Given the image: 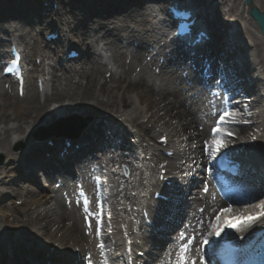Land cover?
I'll list each match as a JSON object with an SVG mask.
<instances>
[{"label": "bare ground", "instance_id": "6f19581e", "mask_svg": "<svg viewBox=\"0 0 264 264\" xmlns=\"http://www.w3.org/2000/svg\"><path fill=\"white\" fill-rule=\"evenodd\" d=\"M76 1L78 8L69 9V16L63 24L68 26L70 35H74V45L82 50L80 64H71L61 71L60 66L54 63L46 71L44 65L40 69L41 64L48 58L54 59L63 45L62 42L52 48L40 41L39 36L31 31L30 22H26L24 17L19 16L20 19L15 21L10 19L15 11L26 12L24 9L31 8L32 2L0 0V32L4 30L7 34H14L15 38L11 39H16L24 47L26 62L30 60L32 53L40 56L42 63L37 66L38 73H41L39 76L44 77L47 74L51 82V91L46 88L41 95L29 79L22 102L17 90L14 93L10 80L0 77V153L19 162L17 167H0V174H6L5 179L0 178V187H3L0 188V260L2 257V260L11 257L10 260L14 264H37L53 244L56 249L53 251L56 252L54 259L58 264H116L110 254L102 255L101 249L110 248V245L105 242L106 245L102 248L98 247L97 231L92 222L85 221L77 196L73 192V189H76L74 185L80 179L86 187H92L91 173L96 157L84 153L89 147L76 150L74 161L70 163L74 175L68 176L62 171V167L58 166L55 170L50 167L57 165L55 147L44 145L38 149L29 135L37 122L41 125L47 124L56 117L57 111L61 117L80 112L101 118L107 111L110 116L119 111V133L125 138L129 133L142 136L149 142L152 135L155 134L154 138L160 135L155 133L156 128L162 127L152 123L142 132L137 127L142 125L139 124V117L148 110L157 108L175 118L174 126H179V130L188 140L185 145L189 142L194 144L189 149L186 147L182 156L196 162L189 168H193V172L198 175L199 171L205 174L198 176L199 180L194 182L187 174L177 177L180 180L177 186L182 190L184 201L181 207L176 209V214H170L169 225L166 223L164 228L161 227L169 231L170 238L164 241L149 236L146 244L138 249L144 251L146 258L140 257L139 260H143V264H182L181 258H184L185 264H209L210 259L205 254L203 245L216 226L220 225L218 223L224 211L225 214L264 210V177L260 178L253 192H248L242 197L247 200L244 204H240L239 195L223 197L220 193L221 187L218 190L213 187L210 174L212 166L208 164V157L217 143L213 142V134L207 125L216 116L220 106L218 100L205 95L204 89L196 84L197 76L189 73L190 66L186 58L167 49L168 44L165 39L163 41L165 33L158 26L156 28L151 19L155 6L157 10L162 8L159 2L145 0L144 3L131 4L122 9L120 3L116 4L113 0ZM196 1L203 3L205 0ZM217 1V25L213 33L222 36L227 23L225 16L231 17L232 21L241 25L240 35L249 41L251 50L248 54L253 55V59L245 58L246 68L242 71L241 78L235 75L234 64L227 61L229 53L225 49L228 48L226 44L219 42L220 45H216L220 55L213 59L215 64L225 63L223 67L226 71L235 75L229 77L226 74L222 85L226 91L233 86L240 87L231 94L232 98L228 99L232 101L237 116L246 119L247 116L241 108L257 101L256 98H248L246 93L264 96L260 92L251 91L250 85L247 84L251 81V67L260 70V75L264 77V41L256 31L243 23V14L236 13L241 0ZM105 4L108 7H105ZM252 5L264 10V0H253ZM224 6H227V9H223ZM245 8L248 12L249 6L244 7V10ZM77 20L78 26L75 25ZM255 28L257 29L256 26ZM224 39V42L233 45L227 34ZM3 45L0 41V47ZM154 46L158 48L155 49ZM103 54L108 58L107 62ZM141 101L145 102L142 108ZM263 112L264 108L261 110L263 116L255 114L251 119L256 124L262 122V136ZM200 117H203L204 122L199 121ZM93 121L95 123L91 124L92 127L90 125V132L92 130L98 134L95 140L93 136L87 138L92 142V146L104 137L103 129L106 126L105 122L101 124L96 122L95 118ZM250 126V121L227 126V129L233 132L232 141L242 142L249 138ZM176 132L175 127L168 129V133ZM14 139L26 142V148L20 152L12 150L10 145ZM106 151L107 149L100 151V154L105 156ZM46 152L50 153L49 156H46ZM115 158L129 168L133 163L131 158L123 154ZM139 158L138 155L137 159ZM108 159L112 161L113 157L108 156ZM173 168L183 169V165L177 163ZM24 169L28 174L22 173ZM26 177H29L28 180L34 182L35 186L14 183L15 178L20 180ZM125 182L134 183L133 179L132 182ZM145 182L143 177V183ZM149 182L150 180L148 184ZM184 188L186 191H183ZM6 193L12 194L16 199H23V204L17 207L7 202ZM126 196L127 199L132 197L131 192ZM256 201L258 202L255 203ZM258 212L260 211L255 213ZM117 215L120 217L119 211ZM22 216H26L25 222L22 221ZM217 216L219 220L216 219ZM112 224L116 225V222ZM251 230L252 228H249L245 232ZM7 243L11 246V253L6 249ZM67 246L69 256L64 257L63 248ZM116 252L118 254V251Z\"/></svg>", "mask_w": 264, "mask_h": 264}, {"label": "rangeland", "instance_id": "374dc122", "mask_svg": "<svg viewBox=\"0 0 264 264\" xmlns=\"http://www.w3.org/2000/svg\"><path fill=\"white\" fill-rule=\"evenodd\" d=\"M154 15H155V18L153 19L154 23H155V26H163L162 24V20H161V14H159L157 11H153ZM15 15H18V16H21V17H24L25 18V15L24 14H15ZM228 18V17H227ZM32 25V24H31ZM252 27V26H251ZM108 60V58L106 59ZM72 65H79V61H75V62H72L71 63ZM194 72V71H193ZM195 73V72H194ZM206 74V73H205ZM204 74V75H205ZM200 75V74H199ZM199 75H196L197 76V79L195 80L196 81V84L199 86V87H202L204 89V94L205 95H208L210 97V93L211 95L213 96V98L215 99L216 96H220L219 100L221 101L222 99V95H220V91H219V87H218V81L217 80H213V79H209L207 80L206 82H203L200 80V77ZM201 76V75H200ZM211 98V97H210ZM258 101L256 102L255 105L251 106V109L252 111H254V114H258L260 116H263L262 113H261V110L264 108V101H261L259 99H257ZM198 108H199V104L197 105ZM150 114H151V117L150 119L147 120V123H151V122H155V123H163L165 124L166 126H172V127H175L177 129V131L180 133L183 134V132L181 130H179V126H174L176 125V122H175V118L174 117H170L165 111L161 110L159 111L157 108L155 109H151L150 111ZM78 116H80L81 118H86L85 115H80L78 114ZM259 120H261L259 118ZM199 121L202 123L204 122V119L203 117H200ZM262 124V123H261ZM261 124H256L254 126H251L252 129L248 130L249 134L252 132V133H256V132H260V128H261ZM212 125H213V119L209 122V124L207 125V127L209 128V131L210 129L212 128ZM22 144L24 145V142H22ZM23 145H19V144H14L13 146V149L14 148H17V149H20L21 147H24ZM3 158H5V156L3 155ZM208 160L210 161L209 157H208ZM34 185V184H32ZM264 188V187H263ZM12 201V200H11ZM10 201V202H11Z\"/></svg>", "mask_w": 264, "mask_h": 264}, {"label": "snow or ice", "instance_id": "6c2138e0", "mask_svg": "<svg viewBox=\"0 0 264 264\" xmlns=\"http://www.w3.org/2000/svg\"><path fill=\"white\" fill-rule=\"evenodd\" d=\"M227 115V113H222L219 116V120L217 121V127L212 129L213 132H219V124L223 123L225 120V116ZM227 135H232V133H226ZM223 147L222 142L218 141L216 144V152L219 153L221 148ZM205 191H207V189H205ZM261 217H264V210L255 213V214H248V215H239L233 218H230L228 221H226L225 224L220 225L219 227H217L215 235L220 236L221 233L224 230V227H229V228H234V229H238L239 226L243 223H249V222H253L256 221L258 219H260ZM217 220H219V216L216 217ZM207 241H205L206 243Z\"/></svg>", "mask_w": 264, "mask_h": 264}, {"label": "water", "instance_id": "95a60500", "mask_svg": "<svg viewBox=\"0 0 264 264\" xmlns=\"http://www.w3.org/2000/svg\"><path fill=\"white\" fill-rule=\"evenodd\" d=\"M252 14L261 23L264 30V13H259L257 9L254 8Z\"/></svg>", "mask_w": 264, "mask_h": 264}]
</instances>
